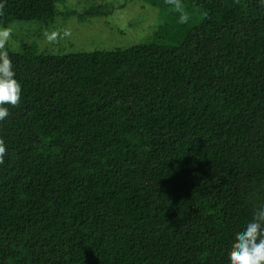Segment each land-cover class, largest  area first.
<instances>
[{"label":"trees","instance_id":"1","mask_svg":"<svg viewBox=\"0 0 264 264\" xmlns=\"http://www.w3.org/2000/svg\"><path fill=\"white\" fill-rule=\"evenodd\" d=\"M67 1L0 0V26L112 12ZM141 1L142 43L7 44L22 92L0 121V264H230L264 206V4L182 0L181 24Z\"/></svg>","mask_w":264,"mask_h":264},{"label":"rangeland","instance_id":"2","mask_svg":"<svg viewBox=\"0 0 264 264\" xmlns=\"http://www.w3.org/2000/svg\"><path fill=\"white\" fill-rule=\"evenodd\" d=\"M122 2L123 0H68L65 5L71 6V9L80 10L90 3H106L112 12L84 22H79L73 16L63 23L57 20L49 27L38 21H15L7 26L11 29L8 45L17 51L20 48L19 40L24 38L26 42H36L39 49L54 53L126 48L144 42L157 29V8L141 0H130L118 7ZM58 6L64 5L58 3ZM64 29H70L71 36L53 43H49L44 36L45 31H59L62 34Z\"/></svg>","mask_w":264,"mask_h":264},{"label":"clouds","instance_id":"3","mask_svg":"<svg viewBox=\"0 0 264 264\" xmlns=\"http://www.w3.org/2000/svg\"><path fill=\"white\" fill-rule=\"evenodd\" d=\"M173 11L179 13V22L187 24L189 14L184 10L182 0H165ZM239 3V0H236ZM264 4V0H261ZM4 5L0 4V15L3 14ZM49 43L56 42L71 36L70 29L44 32ZM11 38V29L0 28V121H4L10 115L9 106L19 108L21 104L22 86L15 78L12 60L7 51V44ZM8 154L4 139L0 138V165L4 164ZM230 264H264V206L257 208L252 219L245 227L235 234L231 250L229 252Z\"/></svg>","mask_w":264,"mask_h":264}]
</instances>
